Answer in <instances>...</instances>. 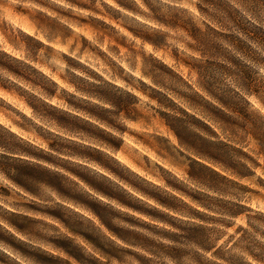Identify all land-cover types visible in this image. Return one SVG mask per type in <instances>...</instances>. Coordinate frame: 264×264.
I'll return each mask as SVG.
<instances>
[{
    "label": "clouds",
    "instance_id": "9594fccd",
    "mask_svg": "<svg viewBox=\"0 0 264 264\" xmlns=\"http://www.w3.org/2000/svg\"><path fill=\"white\" fill-rule=\"evenodd\" d=\"M0 264H264V0H0Z\"/></svg>",
    "mask_w": 264,
    "mask_h": 264
}]
</instances>
